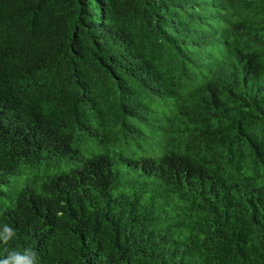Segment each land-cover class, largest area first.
<instances>
[{
  "label": "trees",
  "instance_id": "1",
  "mask_svg": "<svg viewBox=\"0 0 264 264\" xmlns=\"http://www.w3.org/2000/svg\"><path fill=\"white\" fill-rule=\"evenodd\" d=\"M26 250L264 264V0H0V264Z\"/></svg>",
  "mask_w": 264,
  "mask_h": 264
},
{
  "label": "rangeland",
  "instance_id": "2",
  "mask_svg": "<svg viewBox=\"0 0 264 264\" xmlns=\"http://www.w3.org/2000/svg\"><path fill=\"white\" fill-rule=\"evenodd\" d=\"M82 146H83V148H90V149L94 150V152L97 153V151H96L97 150L96 144H95V142L93 140H85V141H82ZM130 152L131 151L129 149H125V150L122 151V154L125 155V156H127V155L130 154ZM70 163H71L70 164L71 168L76 167V165H77L75 162H73L71 160H70ZM30 182H32V181H30ZM25 183H28V182H26L24 179H22L21 183L19 181H17V180H12V183H11L10 187H5V189L6 190H10L12 194H15L24 185H26Z\"/></svg>",
  "mask_w": 264,
  "mask_h": 264
},
{
  "label": "clouds",
  "instance_id": "3",
  "mask_svg": "<svg viewBox=\"0 0 264 264\" xmlns=\"http://www.w3.org/2000/svg\"><path fill=\"white\" fill-rule=\"evenodd\" d=\"M170 205L172 207L173 217H175L177 214V211L175 210V207L172 204H170ZM5 232L8 233V237H11L13 235L12 229L8 228L7 226H5ZM5 242H7V240ZM35 256H36L35 252H33L31 250H26L23 253L22 257H21L20 253H10L9 254V260H15V259L22 258L25 261H27L28 264H34ZM5 264H7V262H5Z\"/></svg>",
  "mask_w": 264,
  "mask_h": 264
}]
</instances>
